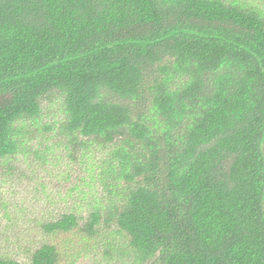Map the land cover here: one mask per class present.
Here are the masks:
<instances>
[{
    "label": "trees",
    "instance_id": "1",
    "mask_svg": "<svg viewBox=\"0 0 264 264\" xmlns=\"http://www.w3.org/2000/svg\"><path fill=\"white\" fill-rule=\"evenodd\" d=\"M34 139L85 172L86 214L44 233L114 225L123 264H264V5L0 0V169ZM62 253L44 242L29 264Z\"/></svg>",
    "mask_w": 264,
    "mask_h": 264
},
{
    "label": "rangeland",
    "instance_id": "2",
    "mask_svg": "<svg viewBox=\"0 0 264 264\" xmlns=\"http://www.w3.org/2000/svg\"><path fill=\"white\" fill-rule=\"evenodd\" d=\"M262 3L264 0H247ZM45 116L58 113L53 98L44 102ZM31 142L27 159L14 158L8 168L0 169V253L29 264L34 248L44 242H54L64 252L60 264H123L118 243L123 240L110 225L100 229L91 240L82 241L76 231L71 234H46L40 227L41 221L57 217L63 211L77 209L86 214L84 204L79 206L73 186L82 184L85 174L76 159H66L58 151L37 158L32 151L40 149L42 143ZM44 147V145H43ZM42 147V148H43ZM32 153V154H31ZM90 197V196H89ZM89 199L88 196L85 198ZM82 202V201H81ZM109 240L110 253L104 257L103 246ZM70 254V255H69Z\"/></svg>",
    "mask_w": 264,
    "mask_h": 264
}]
</instances>
